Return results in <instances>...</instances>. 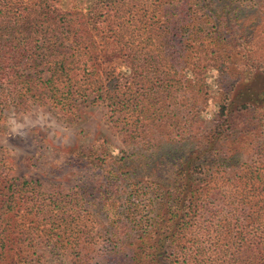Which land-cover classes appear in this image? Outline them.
I'll list each match as a JSON object with an SVG mask.
<instances>
[{
    "label": "trees",
    "instance_id": "obj_1",
    "mask_svg": "<svg viewBox=\"0 0 264 264\" xmlns=\"http://www.w3.org/2000/svg\"><path fill=\"white\" fill-rule=\"evenodd\" d=\"M235 1H222L228 13L218 0H0V117L38 104L73 120L102 103L124 144L98 194L86 180L43 189L0 163V264L42 259L47 245L76 264H264V90L235 91L233 53L255 45L233 31ZM244 57L243 72L264 71V57ZM209 68L218 108L205 119ZM101 149L64 158L86 166Z\"/></svg>",
    "mask_w": 264,
    "mask_h": 264
},
{
    "label": "rangeland",
    "instance_id": "obj_2",
    "mask_svg": "<svg viewBox=\"0 0 264 264\" xmlns=\"http://www.w3.org/2000/svg\"><path fill=\"white\" fill-rule=\"evenodd\" d=\"M222 1L215 2L216 9L219 8V10L229 13L230 7H224ZM63 3L65 6H79L83 4V0H64ZM219 3L222 4L221 7H218ZM235 3L238 5L240 15L234 22L233 31L236 34L249 35L251 42L255 44L251 49L248 47L245 53L241 48H237V52L233 53L243 76L242 82L238 83L237 89L235 88L241 99L251 94L255 95L253 92L264 90V71L250 70L257 67L254 66L243 72L244 66L247 65L245 54L249 53L255 60L258 57H264V3L259 0H236ZM230 13L237 14V12H232V8ZM217 76L216 68H209L205 72L206 89L208 94L209 92L212 94L209 95L204 106H202V101L199 102L202 107L200 115L205 119L213 117L218 108V102L213 95L215 89L218 88ZM246 77L247 83H243ZM200 100L203 99L200 97ZM258 112H264V107L259 108ZM107 114V107L102 103L87 104L81 110L80 115L73 120L64 118L55 108L48 105L31 104L25 110H7L0 117V163L9 171L10 175L39 180L43 189L56 186L58 183L70 187L86 180L90 190L98 194L107 180L106 175H99L98 172L106 173L110 158L119 157V149L122 145L124 146L120 141V130L111 122ZM259 127L264 129V115ZM97 140L103 141L101 150L107 151L109 154L105 158L95 157L86 166H77L76 164L70 166L65 161L64 154L68 151H74L80 145L90 147ZM245 141H236V147L234 146L235 141L229 140L226 143V148L235 150L236 147V153L240 152L238 155L243 158L251 146L245 144ZM104 192L107 193V196L113 193L120 197L126 193L123 190L120 192L105 190ZM91 198L93 210L99 216L104 215L102 200L96 196ZM47 246L43 258L36 259L34 262L25 258L24 253L19 252L17 254L19 264H76L74 258L71 260V257L65 256L66 254L56 248ZM37 247L39 249L41 245ZM97 247L95 246L94 251L97 259H100ZM102 262L103 258L97 264H104Z\"/></svg>",
    "mask_w": 264,
    "mask_h": 264
}]
</instances>
